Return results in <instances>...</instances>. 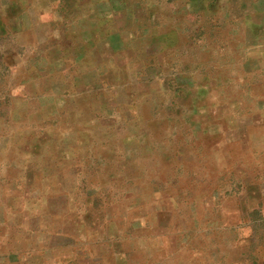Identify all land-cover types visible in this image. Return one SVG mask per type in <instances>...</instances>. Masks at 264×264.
<instances>
[{"label": "crops", "instance_id": "1", "mask_svg": "<svg viewBox=\"0 0 264 264\" xmlns=\"http://www.w3.org/2000/svg\"><path fill=\"white\" fill-rule=\"evenodd\" d=\"M140 2L0 0V264H264V113L227 144Z\"/></svg>", "mask_w": 264, "mask_h": 264}, {"label": "rangeland", "instance_id": "2", "mask_svg": "<svg viewBox=\"0 0 264 264\" xmlns=\"http://www.w3.org/2000/svg\"><path fill=\"white\" fill-rule=\"evenodd\" d=\"M140 4L153 10L159 4L174 18L173 45L183 51L175 64L179 80L190 84L193 111L198 113L204 103L210 116L227 114L231 126L226 141L232 143L235 134L239 138L247 128L251 112L264 113V0H142ZM35 15L32 11L31 17ZM3 44L10 50L15 42ZM20 53L25 62L28 54L21 47ZM4 80L10 77L3 76Z\"/></svg>", "mask_w": 264, "mask_h": 264}]
</instances>
